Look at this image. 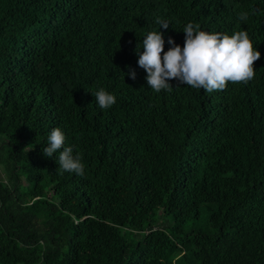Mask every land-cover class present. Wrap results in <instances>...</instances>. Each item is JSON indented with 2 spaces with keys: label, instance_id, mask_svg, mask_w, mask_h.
I'll return each mask as SVG.
<instances>
[{
  "label": "trees",
  "instance_id": "obj_1",
  "mask_svg": "<svg viewBox=\"0 0 264 264\" xmlns=\"http://www.w3.org/2000/svg\"><path fill=\"white\" fill-rule=\"evenodd\" d=\"M158 19L164 51L246 31L253 79L155 92L134 48ZM57 126L84 175L42 154ZM0 164V264H264V0H0Z\"/></svg>",
  "mask_w": 264,
  "mask_h": 264
},
{
  "label": "clouds",
  "instance_id": "obj_2",
  "mask_svg": "<svg viewBox=\"0 0 264 264\" xmlns=\"http://www.w3.org/2000/svg\"><path fill=\"white\" fill-rule=\"evenodd\" d=\"M239 19L247 21L248 13L241 12ZM157 23L159 30L147 31L134 48L138 57L137 64L146 72L147 85L155 92L170 90L173 78L179 84L206 92L223 90L227 82H247L253 79V62L261 53L254 47L246 31H233L229 34L203 30L197 24L188 22L182 28L185 34L183 46L169 36L167 43L170 47L164 51L165 38L161 28L167 29L170 22L158 19ZM127 75L135 79V69L129 67ZM92 94L100 109H108L116 103V96L103 87ZM41 152L45 157L53 158L58 169L84 175L82 157L74 151L72 145L66 144V134L62 128L57 126L48 131L41 144Z\"/></svg>",
  "mask_w": 264,
  "mask_h": 264
},
{
  "label": "rangeland",
  "instance_id": "obj_3",
  "mask_svg": "<svg viewBox=\"0 0 264 264\" xmlns=\"http://www.w3.org/2000/svg\"><path fill=\"white\" fill-rule=\"evenodd\" d=\"M7 172H6V169H5V166L3 164H0V179H4V180H7Z\"/></svg>",
  "mask_w": 264,
  "mask_h": 264
}]
</instances>
